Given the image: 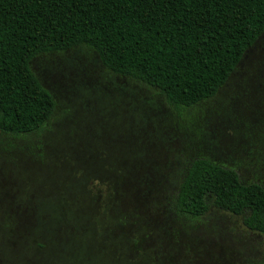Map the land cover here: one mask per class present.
Returning a JSON list of instances; mask_svg holds the SVG:
<instances>
[{"label":"rangeland","instance_id":"rangeland-1","mask_svg":"<svg viewBox=\"0 0 264 264\" xmlns=\"http://www.w3.org/2000/svg\"><path fill=\"white\" fill-rule=\"evenodd\" d=\"M29 67L56 107L40 139L0 134V264H264L241 217L172 210L194 158L264 188V32L212 98L180 112L81 45Z\"/></svg>","mask_w":264,"mask_h":264},{"label":"trees","instance_id":"trees-1","mask_svg":"<svg viewBox=\"0 0 264 264\" xmlns=\"http://www.w3.org/2000/svg\"><path fill=\"white\" fill-rule=\"evenodd\" d=\"M264 32V0H0V134L40 139L56 104L37 55L92 50L108 72L151 87L176 112L212 98ZM212 207L264 239V188L191 159L173 197L183 220Z\"/></svg>","mask_w":264,"mask_h":264}]
</instances>
